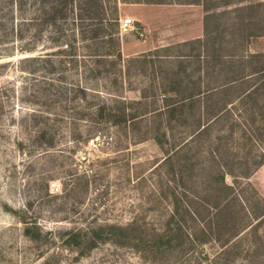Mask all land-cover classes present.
<instances>
[{"label": "rangeland", "instance_id": "374dc122", "mask_svg": "<svg viewBox=\"0 0 264 264\" xmlns=\"http://www.w3.org/2000/svg\"><path fill=\"white\" fill-rule=\"evenodd\" d=\"M115 1L96 58L78 35L67 47L71 14L54 26L41 0H0V264H264V95L260 135L241 145L237 128L229 144L259 165L224 170L238 197L225 211L198 196L218 128L196 135L206 88L264 53V0ZM197 27L207 45L186 37ZM189 92L192 114L170 115ZM189 144L196 176L182 183L166 158Z\"/></svg>", "mask_w": 264, "mask_h": 264}, {"label": "trees", "instance_id": "16d2710c", "mask_svg": "<svg viewBox=\"0 0 264 264\" xmlns=\"http://www.w3.org/2000/svg\"><path fill=\"white\" fill-rule=\"evenodd\" d=\"M42 5L47 7L42 10V22L50 25H56L61 19H66L70 14L72 15L73 26L71 29V41L66 42V45L70 50L73 49L72 40L78 36L84 41L89 40L86 45L90 47L88 50L92 55H97L100 48L99 42L107 41L114 42L113 27L117 28L119 24V16L117 10V3L114 0L111 11H108L107 6L108 0H41ZM134 2H153L154 0H131ZM160 1V0H156ZM248 6H236L233 11H237L236 18L237 28L241 32L243 29L248 28L249 24L247 21L250 17L245 18L239 15V11L246 10ZM36 16H33V21H36ZM108 23V26L106 24ZM112 24V26L110 25ZM111 26V27H109ZM88 33V34H87ZM250 33L247 32V36ZM246 35V33H245ZM105 39V40H104ZM190 42L208 43L207 31L203 37L191 39ZM189 42V43H190ZM61 46V45H60ZM64 47H60L59 51H64ZM209 47H206V51ZM208 53V52H207ZM206 69L209 70L211 65V58H215L218 54L207 55ZM207 58V57H206ZM229 58V57H228ZM264 53L263 52H251L246 54L244 57H239L234 61L238 62V67L231 73H226L225 77L219 83H213L206 88V95L204 96L203 103L199 108L203 109L207 119L205 122H197L196 135L198 139L201 136L206 137L214 125L218 128V132L213 137L216 141L215 145L207 146V156L210 160L209 167L204 170L202 178L204 180L201 195H198L203 201L210 204L211 206H220L221 210L225 211L233 200H236V196L232 186L223 182L224 170L232 171L238 170L243 175H248L250 170L259 165V160L252 159L251 165L248 164L249 157L242 155L241 153H235L234 150L229 147V144L234 140V131L239 128L238 135L235 137L236 140L243 145L245 141H250L253 134L257 133L260 135L261 127L256 125L252 127V124L256 120V109H259L260 98L264 95ZM229 59H227L228 61ZM262 60L261 64L260 61ZM229 66V65H226ZM225 68V67H224ZM227 72V71H226ZM210 74V71L208 72ZM168 96L166 95L165 98ZM198 101L197 96L193 92L187 93L183 96L176 104H168L167 111L170 115L174 114L176 105L180 107H188V113L192 114V108ZM236 105L242 106L244 113L239 112L238 114L242 117L243 121L237 122L232 118L233 109ZM249 117L246 118L245 115ZM235 121V122H234ZM249 125V126H248ZM242 126V127H241ZM226 127L225 131L221 128ZM254 131V132H253ZM198 147L201 146V142L197 141ZM239 146V144H237ZM193 147L191 144L180 147L178 150L169 154L166 158L172 165V169H176L180 182L189 181L194 178L196 174L192 173L193 167V155L191 152ZM198 149V148H197ZM196 152V150H194ZM191 152V153H190ZM173 159V160H172ZM200 175V174H199ZM198 176V175H197ZM189 185L188 187H192ZM203 192V193H201ZM261 200L257 201V204ZM264 210V206L261 207L260 211ZM178 229H181L180 225H177ZM111 228V227H110ZM171 230V228H170ZM201 238L200 241H203ZM94 242V241H93Z\"/></svg>", "mask_w": 264, "mask_h": 264}, {"label": "crops", "instance_id": "0c3cea01", "mask_svg": "<svg viewBox=\"0 0 264 264\" xmlns=\"http://www.w3.org/2000/svg\"><path fill=\"white\" fill-rule=\"evenodd\" d=\"M160 2V1H159ZM148 3V2H147ZM150 4L152 3V2H149ZM198 29H195L196 31H194V32H191L192 34L191 35H189V36H186V37H195V38H199L200 37V33H202V30H200V32H199V27H197ZM150 47V44L147 46H145L144 48H142V49H139V50H144V49H146V48H149ZM135 50V49H134ZM134 50H130V51H128V53H132V52H135Z\"/></svg>", "mask_w": 264, "mask_h": 264}, {"label": "built area", "instance_id": "2783aa9c", "mask_svg": "<svg viewBox=\"0 0 264 264\" xmlns=\"http://www.w3.org/2000/svg\"><path fill=\"white\" fill-rule=\"evenodd\" d=\"M120 21L122 25H126V24H130L132 22V19L130 17H123L121 18Z\"/></svg>", "mask_w": 264, "mask_h": 264}]
</instances>
